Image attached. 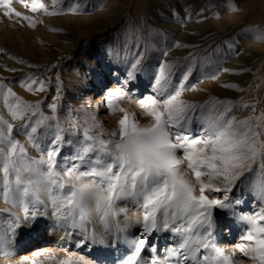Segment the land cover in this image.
<instances>
[{
  "label": "snow or ice",
  "instance_id": "obj_1",
  "mask_svg": "<svg viewBox=\"0 0 264 264\" xmlns=\"http://www.w3.org/2000/svg\"><path fill=\"white\" fill-rule=\"evenodd\" d=\"M13 3L0 0V14L35 27L38 21ZM25 7L56 14L40 0ZM79 10V5L70 8ZM142 32L139 25H129L122 45L109 50L126 69L122 81L116 77L119 86L107 89L101 101L119 114L111 130H104L93 113L73 115L70 106L61 116L59 84L53 102L46 104L44 99L24 100L0 81V199L7 205L0 208V255H12L9 235L44 216L69 237L76 236L78 246L127 245L128 253L117 264H148L142 253L159 251L151 240L158 232L171 233L174 242L163 259L153 257L151 264H237V255L249 264H264V111L257 115L248 103L215 97L194 102L184 96L194 89L189 87L194 72L217 64L237 43L234 38L223 41L211 53H190L183 62L152 63ZM248 33L264 40L262 31L248 28L241 34ZM142 75L151 89L138 99L139 111L132 112L122 103L132 100L134 82ZM49 83L33 75L21 81L37 93L46 92ZM249 107V116H235ZM237 190L253 194L252 212L240 208L245 201L233 195ZM121 203L135 206L138 214L128 217ZM120 213L123 223L117 219ZM233 221L245 231L229 252L217 243V235L230 230ZM133 225L142 233L130 239ZM44 259L91 264L72 252ZM19 264L42 262L25 258Z\"/></svg>",
  "mask_w": 264,
  "mask_h": 264
},
{
  "label": "rangeland",
  "instance_id": "obj_2",
  "mask_svg": "<svg viewBox=\"0 0 264 264\" xmlns=\"http://www.w3.org/2000/svg\"><path fill=\"white\" fill-rule=\"evenodd\" d=\"M40 2L45 4L49 12L55 10L56 14L49 15L42 11L32 13L30 8L25 7L26 4L31 5L32 0H14L13 3L18 11L38 21L35 27H30L28 22H14L15 18H4L0 14V81L7 83L24 100L44 99L46 104L52 103L59 84L62 96L60 103L63 106L61 116H66L70 106L73 115L77 112L93 113L104 130H111L115 127L119 114L110 111L112 117L101 118L97 108L99 104L85 103L80 97L79 84L90 73L95 77V94H102L104 97L107 89L118 87L116 77L119 76L122 81L126 69L124 64L116 62L115 56L109 50L122 45L123 32L129 25H139L143 29L149 62L152 63L183 62V58L190 53L205 56L221 42L234 38L238 45L236 49L227 55L222 54L217 64L194 72L189 85L190 88L194 86V89L184 94L185 99L203 102L215 97L255 105L257 115L264 111V40L249 38L252 33L241 34L242 30L248 28L264 32V0H55V4L53 0ZM74 5H79L80 10L70 11ZM105 15L108 18L105 19ZM101 42L109 50L102 58L97 55L93 57V54L102 52L99 48ZM90 59L93 62L90 63ZM28 75L50 81L47 91L37 93L23 87L21 81ZM150 89L149 79L142 75L134 82L132 100L124 101L122 106L138 112V99ZM2 104L0 97V107ZM44 111L50 114L46 106ZM251 113V107L238 109L235 116L240 119ZM139 119L141 123H147L145 118ZM17 138L23 142L22 136L18 135ZM30 153L37 155L31 150ZM233 195L245 201L240 205L244 212L250 213L256 207L253 194L247 190L243 194L237 190ZM6 206L0 199V208ZM120 206L128 208V217L138 214L135 206L123 203ZM214 214L218 215L219 210ZM219 218L221 221L225 219L223 216ZM117 219L123 223L125 215L120 213ZM36 225L45 228L48 233L41 235L39 231L33 232ZM128 231L130 239H135L142 233L137 225H133ZM244 231L243 224L233 221L230 233L227 234L230 244L241 242ZM24 232H33L32 235L38 237L33 244H26V248L19 252L24 243L21 238ZM218 237L219 234L217 240ZM151 240L159 251L153 253L149 249L142 253L148 264H151L153 257L164 258L166 249L174 242V237L171 233L158 232ZM8 242L12 255H0V264H19L25 258L41 261L42 264H55V261L45 260L44 257L50 255L62 259L67 252L83 256L91 264H117L128 253V246L123 243L78 246L76 236L69 237L50 217L44 216L17 229L14 236L9 235Z\"/></svg>",
  "mask_w": 264,
  "mask_h": 264
},
{
  "label": "bare ground",
  "instance_id": "obj_3",
  "mask_svg": "<svg viewBox=\"0 0 264 264\" xmlns=\"http://www.w3.org/2000/svg\"><path fill=\"white\" fill-rule=\"evenodd\" d=\"M128 2H130V1H128ZM104 18L106 19V18H108V16L105 15ZM99 48H100V50L102 52H99L97 54L96 53L93 54V57H95L97 55V56H99V58L100 57L102 58L105 55L104 53L109 50V48H107L104 45V43H102V42L100 43V47ZM90 60H91L90 63L93 62L92 59H90ZM82 72H84V70H82ZM85 73H86V71L84 72V74ZM94 78H95L94 74L88 73L86 75V77L83 80L80 81V84H79L80 85V91H81V96L80 97H82V99H84L85 103H87V102L98 103L99 105H98L97 108L100 110L101 118L108 119L111 116V113L107 109L106 105L101 103L102 98H103L102 94H95L94 93V92H96V83H94ZM94 98H95V100L93 101ZM134 107H135V105H134ZM230 230H231V227H230ZM230 230H228V231H220L218 233L219 237H218V240H217L219 242V245H221L223 248L227 249L229 252L232 251L234 249V247H235L234 244L232 245V244H230V241H228L227 234L230 233ZM38 231L41 233V235H44V234L48 233V230H46L45 228H42V227L39 228L36 225L33 232H38ZM33 232H24V233L21 234V238L23 239L24 243L21 246L22 250H20L19 252H22L24 250V248H26V244H28V243H30V244L32 243L33 244V241L35 240V238L38 237L36 235L35 236L32 235ZM236 262H237V264H249V261L247 260V258H243L241 255H237Z\"/></svg>",
  "mask_w": 264,
  "mask_h": 264
}]
</instances>
